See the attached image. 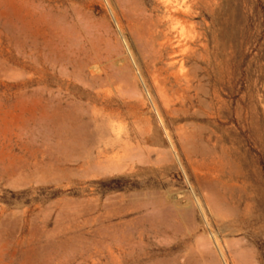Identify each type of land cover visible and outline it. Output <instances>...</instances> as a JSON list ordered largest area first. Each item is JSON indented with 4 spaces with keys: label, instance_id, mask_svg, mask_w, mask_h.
<instances>
[{
    "label": "rangeland",
    "instance_id": "obj_1",
    "mask_svg": "<svg viewBox=\"0 0 264 264\" xmlns=\"http://www.w3.org/2000/svg\"><path fill=\"white\" fill-rule=\"evenodd\" d=\"M0 264H264V0H0Z\"/></svg>",
    "mask_w": 264,
    "mask_h": 264
},
{
    "label": "bare ground",
    "instance_id": "obj_2",
    "mask_svg": "<svg viewBox=\"0 0 264 264\" xmlns=\"http://www.w3.org/2000/svg\"><path fill=\"white\" fill-rule=\"evenodd\" d=\"M187 2V1H186ZM189 3H191L192 4V2H189ZM174 5V4H173ZM172 6V5H171ZM190 7H192V5L190 6ZM176 8V7H175ZM180 8V7H179ZM187 8H189V7H187ZM177 9H178V7H177ZM184 9V8H183ZM183 11V10H182ZM190 11V10H189ZM185 12V11H184ZM187 12V11H186ZM170 14H171V12H170ZM134 15H136V14H134ZM175 15V14H174ZM177 16V15H176ZM178 16H179V14H178ZM130 17V16H129ZM128 17V18H129ZM180 17V16H179ZM137 18V17H136ZM139 18V17H138ZM177 18V17H176ZM80 19V18H79ZM143 19V18H142ZM171 19V18H170ZM82 20V19H81ZM127 21V20H126ZM128 21H130V20H128ZM140 21V20H139ZM135 22V21H134ZM131 23V22H130ZM133 23V22H132ZM129 24V23H128ZM136 24V23H135ZM140 24V23H139ZM139 24H137V25H139ZM153 24V23H152ZM147 25V24H146ZM129 26H130V24H129ZM139 27V26H138ZM145 27V26H144ZM130 28H132V26H130ZM144 29V28H143ZM133 30H134V26H133ZM132 31V30H131ZM139 33V32H138ZM152 33V32H151ZM141 35V34H140ZM136 37V36H135ZM196 37V36H195ZM138 39V38H137ZM139 41V40H138ZM181 45V44H180ZM183 45V44H182ZM182 47V46H181ZM141 50V49H140ZM194 51V50H193ZM80 52H82V51H80ZM195 52V51H194ZM93 63H95V62H93ZM147 63V62H146ZM148 64V63H147ZM82 66H84V65H82ZM85 67V66H84ZM116 67V66H115ZM123 67V66H122ZM83 69V68H82ZM125 72H127V71H125ZM160 73V72H159ZM158 74V73H157ZM117 75V74H116ZM126 75V74H125ZM127 76V75H126ZM157 76V75H156ZM104 77V76H103ZM115 77H117V76H115ZM163 77V76H162ZM125 80V79H124ZM161 80H162V78H161ZM180 80V79H179ZM123 82H125V81H123ZM127 82V81H126ZM175 83V82H174ZM187 83H188V81H187ZM186 83V84H187ZM157 84V83H156ZM123 87V86H122ZM129 89V88H128ZM162 96V95H161ZM163 97V96H162ZM111 116V115H110ZM77 119V118H76ZM75 119V120H76ZM102 121V120H101ZM70 129H72V128H70ZM101 129V128H100ZM69 130V129H68ZM67 130V131H68ZM97 131H98V129H97ZM70 133V132H69ZM106 133V132H105ZM71 134V133H70ZM108 134V133H107ZM107 134H105V135H107ZM90 135V134H89ZM104 135H102V137H103ZM133 155H131V157H132ZM135 156V155H134ZM189 157V156H188ZM90 166V165H89ZM88 168H90V167H88ZM93 168H94V166H93ZM67 169V168H66ZM68 170V169H67ZM3 173V172H2ZM4 175V174H3Z\"/></svg>",
    "mask_w": 264,
    "mask_h": 264
}]
</instances>
